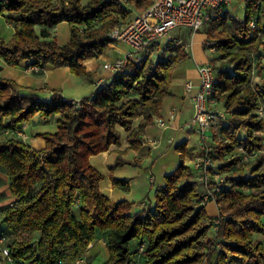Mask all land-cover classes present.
Masks as SVG:
<instances>
[{
	"label": "trees",
	"instance_id": "16d2710c",
	"mask_svg": "<svg viewBox=\"0 0 264 264\" xmlns=\"http://www.w3.org/2000/svg\"><path fill=\"white\" fill-rule=\"evenodd\" d=\"M152 2L0 0V14L15 29L9 41L0 36V57L13 67L30 61L38 71L68 67L92 80L95 72L87 70L84 61L105 53L115 42L109 31ZM263 5L264 0H245L242 18L224 9L203 25L206 40L215 41V51L224 60L222 66L214 65L215 96L231 110V117L212 132L210 152L228 175L206 203L195 168L184 163L194 151L186 143L175 146L180 162L156 189L155 204L134 213L130 201L113 200L103 192L104 175L90 161L111 145L119 146L125 134L129 148L139 149L146 126L171 95L175 69L189 57L183 44H164L156 61L128 60L78 105L58 89L43 98L34 89L0 77V123L7 118V129L16 130L35 115L57 114L56 131L37 134L45 139L42 149L18 138L0 141V166L15 196L4 210L0 231L8 238L12 260L72 264L104 231L109 255L100 264H133L132 239L139 240V248L144 244L138 251L145 264H264V247L253 239L254 232L264 234V116L257 113L260 106L264 110V83L251 82L254 57L264 49ZM62 21L70 28L65 43L52 37V29ZM124 164L138 162L119 155L109 177L113 187L127 191L128 182L112 172ZM210 201L217 206L216 217L205 210Z\"/></svg>",
	"mask_w": 264,
	"mask_h": 264
},
{
	"label": "crops",
	"instance_id": "0c3cea01",
	"mask_svg": "<svg viewBox=\"0 0 264 264\" xmlns=\"http://www.w3.org/2000/svg\"><path fill=\"white\" fill-rule=\"evenodd\" d=\"M3 17V14H0V31H7L8 34L6 38L8 39L14 35L15 29L14 27L3 29ZM64 22L62 21L60 24ZM56 27L57 25L52 29V37L55 36L54 33ZM204 37L201 40H204ZM115 44L116 43L112 44L113 47L112 45H110V48L115 49V51H113L114 55L129 52L126 48H124V45ZM197 49H199V47H197ZM197 53L198 56H192L193 64H190L187 67L183 68L185 69L184 72H174L172 75L170 83L171 95L167 96L164 99L163 106L160 108L158 113L159 116H162L167 121L168 127L162 129L158 124L153 122L152 124L147 125L145 128L143 136L157 138L160 143L157 148H149V146H143L139 147V149L137 150L130 149L129 143L125 139V134L119 146L111 145V147L107 151L100 152L96 155L91 156L90 158V161L94 165V167L101 171L104 175L103 179L100 182V187L103 192H105L110 199H126L130 201L132 204V213L145 208L149 204H151L152 206L155 204L156 189L164 185V176L167 173L173 171L180 162V158L179 161L174 162L173 159L166 157L169 154L170 149H175V146L179 143H186V147L188 149L192 148L190 145H188V143H191L194 140L192 131L195 130L186 128L185 124L189 121L193 113L192 94L195 89L187 91L185 89V83L187 80H190L191 82H193V84H197L198 73L196 65L200 62L206 61L209 58L208 55H204L202 51H197ZM106 55L107 54L103 53L87 58L84 61V65L86 66L87 70L94 71V69L97 67L96 58H107ZM29 63L30 61H23L20 65L15 67L9 66L4 63V66L0 67V69L5 68L6 72H1L0 76L11 78L15 80L17 84L23 87L34 89L39 95L43 97H47L55 89H61L65 98L69 100H75L74 98H79L76 96H70L69 94V91L73 90L72 87L75 84L74 80H76L77 78L72 72L69 71L68 67L53 68L49 66L43 70L38 71V68L36 66H32ZM56 70L59 72H52ZM96 75H98V72H95L92 80H88L81 76L84 78V80L92 82V92L95 87L94 77H96ZM172 107H175L177 109V113L175 118L170 120L168 117V113ZM55 120L56 115H51L50 117L43 120L40 117L35 116L28 122L18 125V128L16 130H11L4 127L7 122V118H4L0 123V141H4L9 138H18L36 149H42L45 147V139L37 136V134L42 132L56 131L57 126ZM49 121H52L51 125L45 126V123ZM172 135L174 136V141L172 144H169L167 140ZM119 155L123 159L130 162H138V164L135 166L131 164H124L122 166L116 167L112 171L115 177L124 179L128 182L129 188L127 191L118 187H113L111 179L109 177L110 167L111 165H113ZM146 162L149 163V167H144ZM184 163L187 164V161H185ZM141 168H145L146 175L144 178L140 170ZM152 176L154 179L151 178ZM151 179H153V181H151ZM145 181L147 182V184ZM148 183L150 184V186H154L155 183L157 184L151 198L148 196ZM136 192H139V197H136ZM14 199L15 196L11 193L8 176L5 170L0 166V231L4 230V210L10 202L14 201ZM205 210L207 212V204L205 206ZM217 214L218 210L213 215H210L208 213V215L212 217H216ZM106 236V232H99L93 239V241L88 245L85 253L83 254V257L85 258L87 264H100L107 259L109 252L107 249ZM129 249L134 254L133 264H145L144 254L139 253L138 251V239H132L129 242ZM4 264L27 263L10 259L7 260ZM72 264L77 263L74 262Z\"/></svg>",
	"mask_w": 264,
	"mask_h": 264
},
{
	"label": "built area",
	"instance_id": "2783aa9c",
	"mask_svg": "<svg viewBox=\"0 0 264 264\" xmlns=\"http://www.w3.org/2000/svg\"><path fill=\"white\" fill-rule=\"evenodd\" d=\"M245 1V0H244ZM232 0H153L152 4L144 11L137 12L131 20L114 26L109 31V36L116 42H122L131 47L133 51L124 53L113 60L105 59L102 62L104 72L111 76L123 70L128 60H138L141 58L156 61L163 50L164 44H183L186 51L191 50L192 37L189 42H184L181 38L164 40V36L172 29L188 28L191 35L196 32L205 22L218 15L226 9ZM250 25H255V20L250 21ZM171 40V42H169ZM113 43H110L112 45ZM209 52L215 51V41L205 40ZM196 65L198 73V82L193 84L190 80L185 83V89L190 91L195 89L192 94L193 113L189 121L185 124L186 128L194 129L200 134L198 152L200 154L191 159V165L195 168V180L202 184V201L206 203L213 197L215 192L221 188L224 178L216 176L214 182L210 184L207 180V172L217 165V161L210 157L213 149V143L207 138L212 135L213 131L219 129L228 118L231 117V110L221 106L214 92V81L216 68L211 63L212 56ZM94 77V89L101 86L108 76ZM78 105V100H72ZM177 109L172 107L169 110L168 117L174 119ZM260 117L264 116L263 107L257 108ZM153 122L158 124L162 129L167 128V121L162 116H155ZM168 143L172 144L174 136L168 138ZM159 145L157 138L143 136L140 147L149 146L156 148ZM153 178V177H151ZM13 205V201L8 204ZM7 237L0 234V264L10 260ZM144 244H141L139 250L143 251ZM77 264H87L84 257L75 261ZM58 261L56 264H60Z\"/></svg>",
	"mask_w": 264,
	"mask_h": 264
},
{
	"label": "rangeland",
	"instance_id": "374dc122",
	"mask_svg": "<svg viewBox=\"0 0 264 264\" xmlns=\"http://www.w3.org/2000/svg\"><path fill=\"white\" fill-rule=\"evenodd\" d=\"M226 10L229 12L230 15H232V16H234L236 18H242L243 15H244V0H232V2L227 6ZM263 10H264V5H263ZM136 12H138V11L135 10V11H133L132 14L135 15ZM130 17L128 19H130ZM3 18H4V20H3V29H8L9 27H12V28L14 27V26H12L13 24L12 23L10 24V22L5 17H3ZM60 23L57 24V27H56V30H55V33H54L55 36L53 38L56 39V41L59 42V43H65L69 39L70 28H69V24L68 23H66V22H64L62 24H60ZM205 31H206V27L203 26L193 36V35H191L190 30L188 28L182 27L180 29H172L171 31H169L164 36V40L181 38V40L184 41V42H189L191 40V37H192L191 50L188 51L189 57L186 58L184 61H182L180 64H178V68H176L174 72H184L185 69H183V68L187 67L190 64H193L192 56H194V57L198 56L197 51H202V53L204 55H206V56L207 55L213 56V58H214V60L212 62L213 65H215L217 67L222 66V64L224 63V60L221 59L219 51H214V52L211 51V52H209V50L207 49L208 47H206V44H205L206 37H204V36H206ZM7 34H8L7 31H2V30L0 31V36L3 39H5L6 41H9L12 36L7 39L6 38ZM203 37H204V40H201ZM263 40H264V38H263ZM114 43H116L115 45H124L125 46L124 48H126L128 51H133L131 49V47L128 46L127 44H125V43L116 42V41ZM112 47H113V45H112ZM197 47H199V49H197ZM113 51H115V49L114 48H110V45H109V48L104 53V54H107L106 55L107 58H103V59L101 57L96 58L97 67L94 69V72H98L99 76H104L105 77L107 75V72H104V70L102 68V62L105 59L113 60L116 57H120V56H122L124 54V53H120V54L114 55ZM259 53H260V55H258V53H257L255 55V57H254L255 68L253 69L252 80H251L253 86H260L262 83H264V49L260 48L259 49ZM257 62H259V63L257 64ZM256 64H257V66H256ZM3 66H4L3 60L0 58V67H3ZM52 70H54V69H52ZM1 72H6V69L5 68L4 69L1 68L0 69V73ZM52 72H59V71L56 70V71H52ZM74 75L76 76L77 79L74 80L75 84L72 87L73 90L72 91L70 90L69 94H70V96L79 97V98H74L75 100H79L80 98L89 95L92 92V87L93 86H92V82L91 81L84 80V78L79 76V75H76V74H74ZM58 90L61 91V89H58ZM51 93L47 97H43L41 95L40 96L43 97V98H49ZM61 93H62V91H61ZM62 95H63V93H62ZM35 116L40 117L42 120L46 119V118H43V117H41L39 115H35ZM56 120H57V114H56ZM56 120H55V123H56ZM51 123H52V121H49V122L45 123V126H49V125H51ZM243 131L244 130H240L239 131V136L240 135L242 136ZM192 135L194 137V140L191 143H188V145H190L192 147L190 149H193L194 151L198 152L197 147H198V144H199V141H200V134L198 132H196V131H192ZM207 140L212 143V141H213L212 135H210L207 138ZM159 145H160V143H159ZM173 146H174V144H173ZM194 151L190 150L191 154H193V157L185 158V161H187V164L191 163V159H193L194 156H196V155L198 156L199 155V153L197 154V152H194ZM262 151L264 152V148H263ZM177 153L178 152L175 149H170L169 154L166 157L167 158L169 157V158L173 159L174 162L179 161L180 157L178 156L179 153L178 154ZM218 164L219 163H217L216 166H214L212 169H209V171L207 172L206 180L210 184H212L214 182V179H215V177L217 175L218 176H222L224 179L228 175L227 172L220 171ZM137 167H140V166H137ZM144 167H149V163L146 162ZM140 170H141L142 176L144 178L145 175H146L145 174V168H141ZM153 170H154V168H153ZM153 179H151V181H153ZM146 184H147V182H146ZM201 184L202 183L200 181H198V186L200 188V191L203 192ZM156 185H157L156 183L154 184V186L153 185L150 186L149 183L147 185L148 196L150 198L153 196L154 189L156 188ZM145 193H146V191H145ZM135 194H136V197H139L138 196L139 192H136ZM216 211H217V207H216L215 202L214 201L208 202L207 203V212L210 215H213L214 213H216ZM253 239L255 241L260 242L261 245L264 247V234L259 233V232H254L253 233Z\"/></svg>",
	"mask_w": 264,
	"mask_h": 264
}]
</instances>
